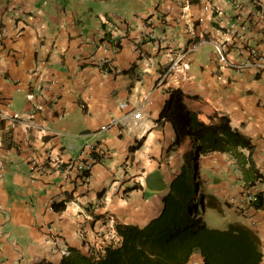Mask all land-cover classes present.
Returning <instances> with one entry per match:
<instances>
[{"label":"crops","instance_id":"1","mask_svg":"<svg viewBox=\"0 0 264 264\" xmlns=\"http://www.w3.org/2000/svg\"><path fill=\"white\" fill-rule=\"evenodd\" d=\"M263 14L264 0H0V264H62L47 242L53 225L68 248L88 253L119 241L117 222L143 226L159 214L183 163V149H170L172 124L157 122L171 89L183 90L202 125L227 116L251 137L264 176V79L223 68L212 43L226 42L230 57L264 48ZM236 16L247 24L239 35L230 32ZM203 36L209 42L189 51ZM108 37L119 40L116 52H104ZM122 101L146 103L145 117L101 130L123 115ZM86 143L109 156L97 153L88 183L66 178ZM33 159L42 171L33 172ZM199 174L219 202L212 210L257 233L264 264V206L251 217L237 208L246 189L264 202V181L222 152L202 156ZM188 264H203L201 255Z\"/></svg>","mask_w":264,"mask_h":264},{"label":"trees","instance_id":"2","mask_svg":"<svg viewBox=\"0 0 264 264\" xmlns=\"http://www.w3.org/2000/svg\"><path fill=\"white\" fill-rule=\"evenodd\" d=\"M107 40L120 48L119 40ZM169 92L157 122L172 124L175 138L170 149H183V163L162 197L161 211L143 226L117 222L119 241L103 249L83 253L68 248L62 264H188L196 254L203 264H262L261 242L252 228L238 222L223 229L208 224L207 210L220 211L219 202L201 191L199 174L202 156L222 152L233 154L239 163H249L255 177L264 181L252 162L255 145L251 137L234 127L227 116L219 123L202 125L183 90ZM254 205L264 206L263 192L257 193ZM65 207L64 202L54 203L58 210Z\"/></svg>","mask_w":264,"mask_h":264},{"label":"built area","instance_id":"3","mask_svg":"<svg viewBox=\"0 0 264 264\" xmlns=\"http://www.w3.org/2000/svg\"><path fill=\"white\" fill-rule=\"evenodd\" d=\"M236 9H239L240 3H233ZM264 15V14H263ZM237 18L233 19L230 24V32L234 35H239L241 33L246 32L247 24L241 19L240 16H236ZM200 20H202L200 18ZM209 42L208 38L205 36L201 37L197 41L191 43L189 51L195 52L200 49L202 46ZM214 51L217 54V58L221 66L232 68L237 72H243L248 69H252L261 75L264 79V48L257 47H245L239 48L237 53L230 57L228 55V46L227 43L220 40H214ZM104 52H116L118 50L115 42H110L106 40L103 44ZM136 48V47H135ZM186 54L182 55V58L185 57ZM179 61H173L169 67V72L175 69L179 65ZM102 66H106V71H112L111 61L108 57L103 58L100 61ZM111 68V70H109ZM1 94V88H0ZM119 108L124 111L121 117H111L110 120L101 126V130H108L113 127H118V125H122L125 122H128L129 118L132 117L134 121H140L145 117V108L146 103H143L139 106H132L127 101H122L118 104ZM7 117L2 111H0V120L2 118ZM11 118L17 119L19 116L16 114ZM33 125H37L36 122H32ZM118 132L123 133V128H119ZM97 153L102 156L108 157L110 154L109 149L104 148L102 145L96 143H86L81 150V155L78 158L72 159L70 163H68L67 169L65 171L66 178L77 177L82 182L88 183L92 176V169L94 165L97 163ZM31 168L33 172L42 171V168L39 162L36 159H33L31 162ZM257 193L251 191L250 189H246L242 192V196L238 205V210L241 214L247 217H251V209L254 206V202L256 200ZM53 211V206L50 207ZM49 238L47 242L52 245L53 252H61L62 254H68L69 250L67 245L64 243L63 237L64 234L61 229L56 226H51L49 229Z\"/></svg>","mask_w":264,"mask_h":264},{"label":"rangeland","instance_id":"4","mask_svg":"<svg viewBox=\"0 0 264 264\" xmlns=\"http://www.w3.org/2000/svg\"><path fill=\"white\" fill-rule=\"evenodd\" d=\"M201 191L207 192L206 185H202ZM206 220L208 224L212 227H218V228H226L227 222L223 219V217L216 211L212 209H208L206 213Z\"/></svg>","mask_w":264,"mask_h":264}]
</instances>
